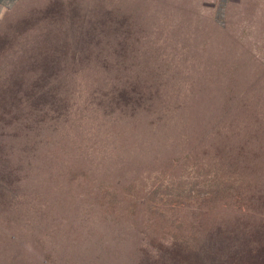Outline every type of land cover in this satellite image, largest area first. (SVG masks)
I'll use <instances>...</instances> for the list:
<instances>
[{"label":"rangeland","instance_id":"obj_1","mask_svg":"<svg viewBox=\"0 0 264 264\" xmlns=\"http://www.w3.org/2000/svg\"><path fill=\"white\" fill-rule=\"evenodd\" d=\"M44 56L12 78L45 100L9 123L0 100V264H264L260 0H15L0 94ZM114 84L138 99L115 107ZM213 177L232 192L210 202Z\"/></svg>","mask_w":264,"mask_h":264},{"label":"trees","instance_id":"obj_2","mask_svg":"<svg viewBox=\"0 0 264 264\" xmlns=\"http://www.w3.org/2000/svg\"><path fill=\"white\" fill-rule=\"evenodd\" d=\"M46 48L48 47L46 46L43 48L42 45L40 47L36 45L30 52H33V53L35 52L34 53L35 57H37V55H41L42 53H44ZM47 60L48 62L45 61V56L41 59L40 58H33V60L28 59L24 61L23 63L22 61H20L18 68H16L15 66L13 68H10L9 71L11 74L9 75L10 76L9 79L12 80V83L7 84V86H17L18 88L16 90L7 89L6 90L7 92L4 91V93L0 94V95H3L2 96L3 98H0V100L5 102V104L2 106L1 113L4 118L8 116V119L5 121L6 123L11 122L10 118L16 115V111H19L17 105L21 103V100H23L24 102H33L35 100L36 103H39V101H44L46 97L44 93H41V94L35 93L36 91L33 89L29 90V92L26 91L23 93H17L19 92V88L22 86L23 82H21V79H20V81L16 85V79L13 80L12 76H18V74H22L23 72H26L28 70H35L36 67L40 68L42 73L43 72L47 73L49 67H53L54 65L57 66V64L55 63L56 61H54L53 59H47ZM110 95H112L110 98V103L116 104L117 106L115 107H119V108L131 106L132 102L138 99V97H136V95L138 94L135 93V89H133V85L132 86L130 85H123V86L117 85L116 86L114 84L112 87V90H110ZM50 96L53 98L57 97L56 94H50ZM1 148L2 147H0V152H2ZM8 161L9 159L6 156L0 155V202L10 193V187L13 184V182L10 180V176L13 174V171H11V169L9 168ZM221 164L233 170L228 173L230 175H226L229 177H233L232 175H234L233 173L235 172L234 170L235 168H232V167H234V163L228 160L224 162V164L223 163ZM210 181H211V184H213L214 186H217L215 187V190L211 191L212 190L211 189L209 190L207 194L209 195L208 200L210 202L211 200L216 201V200H220L223 197H228V195L232 192L231 188H229L228 186H225V187L222 186L221 181L220 182L216 181L215 177H213ZM247 183L249 186L250 181ZM249 199L258 200L260 204H263L264 202V196L261 194L254 193L249 197ZM209 207H210L209 205H202L199 208L203 211L202 214L206 215L211 210ZM178 248H179L178 252H175V250L171 248L170 256H169L171 259H176L179 261V258L183 257L182 250L184 251L185 247L180 245L178 246ZM167 250L169 251V249H166V251Z\"/></svg>","mask_w":264,"mask_h":264},{"label":"crops","instance_id":"obj_3","mask_svg":"<svg viewBox=\"0 0 264 264\" xmlns=\"http://www.w3.org/2000/svg\"><path fill=\"white\" fill-rule=\"evenodd\" d=\"M15 0H0V13L5 11L9 6L14 3ZM229 3H232V0H224ZM240 2V0H239ZM260 5L264 8V0H260Z\"/></svg>","mask_w":264,"mask_h":264}]
</instances>
